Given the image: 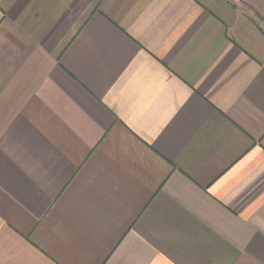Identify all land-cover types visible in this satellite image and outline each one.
<instances>
[{
	"label": "crops",
	"instance_id": "0c3cea01",
	"mask_svg": "<svg viewBox=\"0 0 264 264\" xmlns=\"http://www.w3.org/2000/svg\"><path fill=\"white\" fill-rule=\"evenodd\" d=\"M0 264H264V0H0Z\"/></svg>",
	"mask_w": 264,
	"mask_h": 264
}]
</instances>
